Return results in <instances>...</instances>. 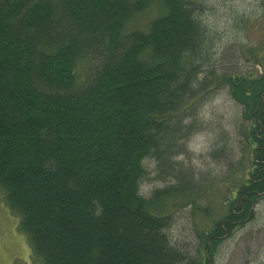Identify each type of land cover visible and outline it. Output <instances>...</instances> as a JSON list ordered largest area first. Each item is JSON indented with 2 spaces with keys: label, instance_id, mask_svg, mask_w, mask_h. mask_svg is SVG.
<instances>
[{
  "label": "trees",
  "instance_id": "16d2710c",
  "mask_svg": "<svg viewBox=\"0 0 264 264\" xmlns=\"http://www.w3.org/2000/svg\"><path fill=\"white\" fill-rule=\"evenodd\" d=\"M200 0H0V188L42 264H212L264 197V53L224 77L242 105L245 178L213 218L204 256L172 244L181 185L141 193L144 160L166 165L211 31ZM154 14L140 24L147 13ZM212 217V219H211Z\"/></svg>",
  "mask_w": 264,
  "mask_h": 264
},
{
  "label": "rangeland",
  "instance_id": "374dc122",
  "mask_svg": "<svg viewBox=\"0 0 264 264\" xmlns=\"http://www.w3.org/2000/svg\"><path fill=\"white\" fill-rule=\"evenodd\" d=\"M200 19L211 31L209 54L197 68L193 86L205 85L197 101L182 116L176 147L167 164L146 158L140 190L150 196L157 189L181 185L191 196L174 199L168 236L187 256H204L199 230L204 215L192 200L210 206L213 218L222 215L227 196L247 174L250 152L245 146L242 105L232 96L224 77L258 70L264 53V0H200ZM154 14L139 19L146 22ZM212 219V217H211ZM208 222L210 219H205ZM0 264H42L33 256L19 216L8 206L0 188ZM212 264H264V197L254 216L227 236Z\"/></svg>",
  "mask_w": 264,
  "mask_h": 264
}]
</instances>
